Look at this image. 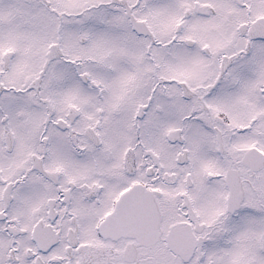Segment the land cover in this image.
Masks as SVG:
<instances>
[{
	"label": "snow or ice",
	"instance_id": "1",
	"mask_svg": "<svg viewBox=\"0 0 264 264\" xmlns=\"http://www.w3.org/2000/svg\"><path fill=\"white\" fill-rule=\"evenodd\" d=\"M0 264H264V0H0Z\"/></svg>",
	"mask_w": 264,
	"mask_h": 264
}]
</instances>
